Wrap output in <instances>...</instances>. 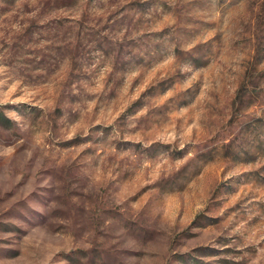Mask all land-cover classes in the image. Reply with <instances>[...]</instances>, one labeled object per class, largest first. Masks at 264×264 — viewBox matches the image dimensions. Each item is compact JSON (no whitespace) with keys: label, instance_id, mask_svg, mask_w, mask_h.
I'll list each match as a JSON object with an SVG mask.
<instances>
[{"label":"rangeland","instance_id":"obj_1","mask_svg":"<svg viewBox=\"0 0 264 264\" xmlns=\"http://www.w3.org/2000/svg\"><path fill=\"white\" fill-rule=\"evenodd\" d=\"M0 264H264V0H0Z\"/></svg>","mask_w":264,"mask_h":264}]
</instances>
